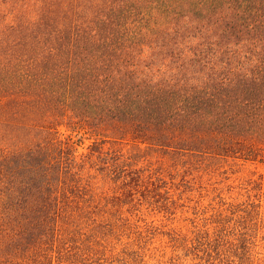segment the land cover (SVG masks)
Wrapping results in <instances>:
<instances>
[{
	"label": "trees",
	"instance_id": "trees-1",
	"mask_svg": "<svg viewBox=\"0 0 264 264\" xmlns=\"http://www.w3.org/2000/svg\"><path fill=\"white\" fill-rule=\"evenodd\" d=\"M259 166L264 0H0V264H264Z\"/></svg>",
	"mask_w": 264,
	"mask_h": 264
},
{
	"label": "rangeland",
	"instance_id": "rangeland-1",
	"mask_svg": "<svg viewBox=\"0 0 264 264\" xmlns=\"http://www.w3.org/2000/svg\"><path fill=\"white\" fill-rule=\"evenodd\" d=\"M89 141L88 140H86V143H88ZM254 169H255V167H254ZM257 170H259L260 172H263L264 173V166H259L258 168H257Z\"/></svg>",
	"mask_w": 264,
	"mask_h": 264
}]
</instances>
